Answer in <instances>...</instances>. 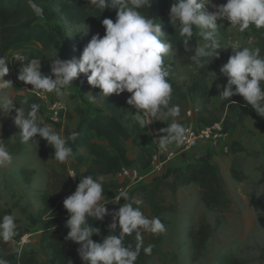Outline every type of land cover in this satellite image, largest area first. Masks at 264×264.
Here are the masks:
<instances>
[{
    "label": "clouds",
    "instance_id": "1",
    "mask_svg": "<svg viewBox=\"0 0 264 264\" xmlns=\"http://www.w3.org/2000/svg\"><path fill=\"white\" fill-rule=\"evenodd\" d=\"M102 13L105 9L115 10V21L105 18L101 21L105 29L103 37L93 35L83 48L79 59H51L50 74L41 71V59L16 55L11 62L0 56V88L12 85L3 78L9 73V64L19 62L16 79L31 89L25 93H34L40 97L48 94L63 96L65 90L72 87V82L80 75L87 79L88 85L100 90L104 100L115 94L129 93L126 103L135 112L134 116L142 128L164 117L167 127L159 130L155 141L162 151L170 144L183 145L189 130L178 122L181 108L171 103L173 87L170 82V65L165 58L173 51V43L164 31L159 20L150 18L142 9H148L152 0H88ZM209 7L213 10L209 11ZM32 8L39 15L42 8L32 3ZM169 20L181 37L184 51L192 53L190 61L197 68L208 65L214 58H219L222 50L217 21L227 20L232 28L243 33L250 27L264 28V0H226L221 5L212 4V0H174L169 10ZM200 43L190 46V40L197 34ZM233 50V49H232ZM219 72L227 78V83L217 85L219 97L231 103L230 98L239 95L247 106L259 117H264V55L260 48L237 47L229 56ZM216 79L215 74L209 73ZM222 89V90H221ZM234 89V90H233ZM90 101L97 96L88 94ZM11 97L0 100V109L13 110ZM15 108L14 124L21 129L22 143H39V137L53 150V158L60 164L74 160L71 143L78 138L73 131L64 136L49 124H43L39 118L40 104L29 103V96L19 100ZM27 106V107H25ZM13 156L5 142L0 140V168L12 163ZM74 169L68 170V177H76ZM104 183L102 177L89 174L81 176L75 191L63 200V208L68 214L65 227L69 230L66 239L79 245L77 254L81 264H136L141 250L152 253L154 245L144 247V234H162L166 226L160 217L144 215L137 200L124 202L115 212L105 207ZM117 202V201H116ZM111 216L108 235L101 242H94L91 237L100 235V228L93 227L91 221H102ZM17 223L12 214L0 217V241L14 243L17 236ZM134 234L135 245L126 244L125 237ZM27 240V237H24ZM0 264H10L0 258ZM68 264H72L68 261Z\"/></svg>",
    "mask_w": 264,
    "mask_h": 264
},
{
    "label": "trees",
    "instance_id": "2",
    "mask_svg": "<svg viewBox=\"0 0 264 264\" xmlns=\"http://www.w3.org/2000/svg\"><path fill=\"white\" fill-rule=\"evenodd\" d=\"M45 2L46 5L42 8L43 14L38 17L27 0H0V56L5 57V52L13 45L30 41L35 42L40 47L39 52L57 50L63 37L62 31L58 28L49 27V22L55 17L56 13L71 27L83 26L99 30L103 28L101 24L103 19L111 18L115 21V10L105 9L102 13H99L88 0H45ZM172 4L168 0H152L150 7L142 9V11L150 18L160 21L162 31L172 41L173 47L179 50L184 66L191 69L188 83H180L172 75L170 76L173 87L171 103L179 105L181 108L180 117L177 119L184 118L190 105L199 102L200 106L197 109L196 117L197 121L204 127L221 123L224 131L227 132L230 129L242 126L246 119L257 117L264 125V117L257 116L239 95L231 97L230 103L221 99L218 96V91L217 96L220 103L211 107L208 84L211 82L217 87L218 84L224 85L227 83V78L220 74L219 69L227 62L233 52L219 50V58H214L208 65L205 63L200 68L193 65L189 59L192 53L184 51L180 41L181 37L177 35L175 26L173 27L170 23L169 10ZM196 31L197 34L190 40L191 47H195V44L200 43L198 30ZM246 31L251 35L249 48H260L261 54L264 55V28L250 27ZM88 42L79 43L74 41L70 45V50L75 58L80 57ZM209 73L216 76L213 82V77ZM80 84L91 95L97 96V98L100 97L98 96L100 90L88 85L85 76L81 78ZM24 96L26 95L15 99L14 110L19 108V100ZM27 96H29V103H39L41 106L40 101L33 94L30 93ZM107 106L109 114L99 108L91 107L84 110L77 107L75 109L78 122L73 131L79 134L76 141L71 143L75 158L69 162V165L68 163H59V170L51 174L46 189L38 192L40 209L35 212L34 216L29 215V224L40 226V242L44 244L49 260L53 264H68V261H71L72 264H81L77 254L79 245L66 239L69 231L65 227L68 214L63 208L65 198L60 195V192L76 189L81 176L91 174L94 177L103 178L105 188V200L103 201L109 212H115L124 202L129 200L133 202L132 198L136 195L141 197L146 205V209L138 205L144 215L149 218L153 216L160 217L165 226L167 222L162 218V215L173 211L172 206L165 204L163 196L165 191L174 195L178 190L193 185L197 190V196L201 204L208 212L229 207L231 204L220 172L211 160L210 151H207L203 156H195L193 161L183 167H169L163 174L150 177L146 183L129 186L127 181L117 178V174L123 167H137L140 170H146L150 165L154 151L148 147L140 146L143 135L138 124L133 122L132 118L126 113L129 107L126 102ZM164 122L165 127H167L166 123L169 121L164 118ZM178 122L183 125L182 121ZM72 132L64 130V136H68ZM39 140L41 144H47L45 140L40 138ZM4 142L12 156L22 154L23 147L19 143L10 144L9 140H4ZM132 145L138 148L133 157L130 156ZM81 148H84L87 153V161L82 166L84 169L82 171L80 164L86 158L79 152ZM231 149L235 150L234 145L231 146ZM236 161V157L231 161L230 176L236 182H243L248 177L240 170ZM70 168L77 172L74 181L68 177ZM32 174L33 171H22L24 178L31 177ZM5 214H10V212L0 210V217ZM110 222L111 216H105L102 221H91L93 227L100 228V235L91 237L94 242H101L108 235ZM218 224L219 222L216 221L215 227ZM27 232L26 227L17 226L18 234L15 241H19L22 235ZM212 235L213 228L203 218L200 219L197 226H190L186 230L185 237L189 240L192 262H197L204 257ZM161 242V234L145 233L144 247L149 244L154 245V247L150 255L141 250L136 264H147L150 259L158 254V247ZM125 243L135 245L134 234L126 236ZM0 258L7 259L10 264H39L34 251L27 250L24 246L16 249L10 246L9 243L2 241H0ZM245 263L246 260L237 257L235 254H225L217 258V264Z\"/></svg>",
    "mask_w": 264,
    "mask_h": 264
},
{
    "label": "rangeland",
    "instance_id": "3",
    "mask_svg": "<svg viewBox=\"0 0 264 264\" xmlns=\"http://www.w3.org/2000/svg\"><path fill=\"white\" fill-rule=\"evenodd\" d=\"M27 1L37 4L40 8L46 5L45 0ZM225 2L226 0H212L214 5H221ZM217 24L221 28L218 39L224 48L223 51L233 52L237 47L250 46L251 35L247 31L239 32L232 28L227 20L218 21ZM49 27L62 31L63 37L58 49L50 52L32 50L29 56L24 57L25 60L30 57L41 59V71L44 74H50L51 59L55 57L56 52L58 58L71 60L75 58L70 50V45L74 41L84 43L90 41L93 35L99 34L100 37H103L105 33L104 28L95 30L83 26L71 27L57 13L49 22ZM198 38L201 42L200 37ZM168 58L171 60H165V64L171 66L172 77L180 83H188L191 69L184 66L179 50L173 48ZM7 59L9 62L13 60L12 56H8ZM20 67L19 62L13 61L9 64V73L3 79L10 81L12 85L0 88V100L11 97L14 99L13 105L17 97L30 94L23 91L26 85L16 79ZM82 77L83 75H80L75 79L72 82V87L66 89L63 96H57L54 93L48 94L49 104L41 105L40 121L43 124L51 125L62 135H64L65 128L71 129L77 125L78 117L75 115L77 107L84 110L91 107L106 108L107 110V105L126 102L130 96L125 92L119 96L113 94L105 100L103 97H99L95 102H92L88 98L90 92L80 84ZM208 92L211 107L219 105L218 89L211 82L208 84ZM52 102L59 103L61 107L57 118L51 116V111L48 108ZM131 109L132 107L129 106L126 113L129 114ZM14 118V107L10 111H7L6 108L0 109V140H9L10 144L19 143L23 147L22 154L13 156L9 166L0 168V210L9 211L15 217L17 226L26 227L28 232L23 234L19 241L9 244L16 249L24 246L27 250L34 251L39 264H53L49 260L44 244L40 242V226L29 224L28 218L29 215L34 216L36 209L40 207L38 192L46 189L51 174L59 170V163L52 159L54 150L47 144H41L39 137L34 138L39 141L37 147L31 142L22 143L21 129L14 124ZM237 128V135L242 138L238 142L230 143L229 153L225 155L230 157V163L236 157L238 167L248 177L241 186L238 183L236 185L241 187V192L245 191L248 205L253 212L246 211L248 217L242 212L234 213L230 207L208 212L201 204L194 186L182 188L174 195L165 191L163 194L165 204L172 206L173 211L162 215V218L167 222V230L161 234L162 242L158 247V254L147 264H217V258L225 254H235L246 260L245 264H264V125L257 117L247 119L242 126ZM232 145L235 150L231 149ZM86 161L87 158L80 164L81 171L84 170L82 166L86 164ZM24 170L33 171L31 177L24 178L22 175ZM222 177L224 178V175ZM69 179L71 178L69 177ZM224 185L225 190H228L227 184L224 183ZM74 191L75 189L60 192V195L62 198H66ZM132 200L134 203L137 200L141 201L139 206L146 209L141 197L135 195ZM242 205V202H236L238 211L242 210ZM202 218L213 228V235L209 240L204 257L197 262H192L190 244L185 234L190 226H197ZM216 221L219 222L217 227H215ZM25 236L27 240L24 239Z\"/></svg>",
    "mask_w": 264,
    "mask_h": 264
},
{
    "label": "crops",
    "instance_id": "4",
    "mask_svg": "<svg viewBox=\"0 0 264 264\" xmlns=\"http://www.w3.org/2000/svg\"><path fill=\"white\" fill-rule=\"evenodd\" d=\"M168 1L171 3L174 2V0H168ZM173 48H175V47H173ZM32 50L40 51V47L33 41L24 42V43H19V44L13 45L10 49H8L5 52L4 55L7 58L8 56H13V54L17 52V53H22V55H24V57H25V56H29L31 54ZM165 60H171V59L167 57V58H165ZM199 106H200L199 102H196V103L190 105L186 116L184 118L179 119L178 121H182L184 127L189 126V127L196 129V130H201L202 128H204V126L197 121V117H196V112H197V109ZM92 108H95V107H92ZM101 110H103L106 114H109L107 112L106 108L101 109ZM134 112H135V110L132 108L131 112L128 114V116H130L132 118L133 122L137 123L134 116L132 115V113L134 114ZM159 120L160 121H154L150 127L146 126L145 128H142L140 125H138L139 130L141 131V133L143 135V141L140 144L141 147H148V148L152 149L153 151L160 149L158 147V144L155 141V139H157L156 134L159 133V130L165 128V122H164L163 117L159 118ZM246 121H247V119L245 120V122ZM238 127H240V126H238ZM75 128L76 127H72L71 129L65 128L64 130H69L70 132H72ZM64 130H63V133H64ZM237 131H238V128L236 127L234 129H230L226 132L228 143H232L234 141L238 142L242 138V137H239L240 135H237ZM137 149L138 148L135 147L134 145L131 146V149H130V156L131 157H133L135 155V152ZM168 149H176L177 150L178 145L175 143L170 144L168 146ZM207 151H210L211 160L217 166L223 183H226L227 186L229 187L228 190L226 189V192H227L228 198L231 201V204L229 206L230 210H232L234 213L235 212H242V213H244V215L246 217H248L246 215V211H249V212H253V211L251 210V208L248 205V200H247V196L245 194V191L241 192V187L236 185V183H238L241 186L244 182H236L231 178V176H230V164H231L230 163V157L221 153L218 149H209V146L204 145V144H200L192 152H181L179 154V157L177 159L173 160L172 163L169 165V167H183L185 164L193 161L195 156H203V155H205V153ZM79 152L85 158H87V153H86V150L84 148L79 149ZM225 174H226V176H225ZM223 175H224V178L222 177ZM149 178L150 177H148L144 183H146ZM190 186H193V185H190ZM238 201L243 203L242 210H239V211L236 208V202H238ZM102 203H105V202L103 201ZM39 209H40V207L37 208L36 211Z\"/></svg>",
    "mask_w": 264,
    "mask_h": 264
},
{
    "label": "built area",
    "instance_id": "5",
    "mask_svg": "<svg viewBox=\"0 0 264 264\" xmlns=\"http://www.w3.org/2000/svg\"><path fill=\"white\" fill-rule=\"evenodd\" d=\"M28 3L32 7L29 1ZM209 11H212V9L209 8ZM16 55L24 57L21 53H15L12 58ZM25 89H31V85H26ZM31 94L40 101L41 105L49 104L48 95L47 97H40L37 94ZM48 108L51 111V116L57 118L58 112L61 109L59 103L52 102ZM151 125L152 123L147 127ZM185 128L189 130L188 138L183 145H178L177 150L167 149L166 151H162L161 149H157L153 152L150 165L146 170H140L137 167H123L117 174V178L127 181L129 186L142 184L148 177L163 174L169 168L171 162L179 157L181 152H192L200 144L208 145L211 149H218L223 154L229 153L230 143L227 142V134L221 123L214 124L211 127H204L201 130H196L189 126ZM70 178L72 181L75 179V177Z\"/></svg>",
    "mask_w": 264,
    "mask_h": 264
}]
</instances>
